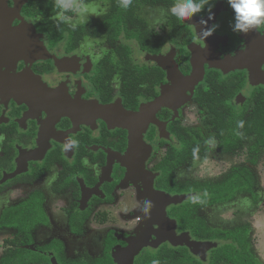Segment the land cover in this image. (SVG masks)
Masks as SVG:
<instances>
[{"label":"flooded vegetation","instance_id":"af4514ba","mask_svg":"<svg viewBox=\"0 0 264 264\" xmlns=\"http://www.w3.org/2000/svg\"><path fill=\"white\" fill-rule=\"evenodd\" d=\"M174 2L130 0L124 7L123 0H62L57 7L55 0H3L12 13L0 18V264H119V254L139 239L148 245L134 264H211L217 251V264H264V237L257 236L262 196L251 166L244 167L254 188L230 200L192 208L207 191L189 188L208 189L232 173L209 181L211 167L195 161L239 157L248 145L255 156V136L224 152L213 109L248 115L264 78L254 85L248 69L224 74L210 67L247 50L244 34L230 28L234 13L226 0H216L208 27H219L205 41L199 21L208 13L193 17L196 23H176L160 12ZM34 44L36 56L29 53ZM198 51L210 54L200 59L204 79L193 92L177 90L176 67L190 77ZM155 103L159 108L137 124L123 117ZM135 126L143 149L151 150L143 171L127 157ZM200 145L205 153L190 157ZM156 193L188 197L166 208L177 244L160 240L169 235L162 228L174 226L153 217L160 213ZM242 197L245 215L235 210ZM187 204L189 228L176 216ZM193 221L210 239L193 234ZM188 242L212 248L195 254Z\"/></svg>","mask_w":264,"mask_h":264},{"label":"water","instance_id":"95a60500","mask_svg":"<svg viewBox=\"0 0 264 264\" xmlns=\"http://www.w3.org/2000/svg\"><path fill=\"white\" fill-rule=\"evenodd\" d=\"M3 10V11H2ZM6 10V6L3 3V0H0V18L4 19L7 16H10V12L4 11ZM215 16V15H214ZM190 22L196 23L194 19H192ZM5 23H0L1 25ZM9 33H13V30H8ZM243 37L247 40V50L246 53L238 59H228L226 61H222L220 59L215 60L213 65L210 64V67L213 69H217L220 71H223L224 74H228L230 72H234L236 70H243L248 69L251 73V82L252 84L256 85L259 81V78H264V72L262 70V66L264 63V34H259L257 31H250L248 34H244ZM32 56L39 55L40 53V47L37 44H34L31 51H29ZM210 54H207V52H200L198 51L195 53V60H193V67L194 72L190 77L183 78L182 75L179 72V69L176 67V77L173 75V81L174 85L177 90H180L182 87L188 88L191 92L194 91L195 86H197L203 79H204V65L200 63V59L204 56L203 59H207ZM175 73V69L172 70V74ZM167 97V93L165 95ZM159 103H155L150 105L145 112L141 111L135 114H123L124 119L128 122L138 123L140 120V117H142L145 114L152 113L155 109L157 110L159 108ZM153 121V119H152ZM145 132V131H144ZM143 136L141 128L139 129L138 126H135L131 130V144L129 149V155L127 156L134 162L135 166H140L141 170H145V162L147 158L151 154V150L145 148L144 146ZM141 170H136V173L140 174ZM156 201L160 202L159 205H156L158 210H160V213L158 215L154 214L153 217H157L162 221V223H171L173 224V229H171L170 226L169 229L162 228V232H169L168 237H160V240L162 242L170 241L173 244V240L175 241V223L169 222L167 216H166V208L171 205H178L184 202L188 199L186 196H171L166 193H156L153 196ZM151 224V223H150ZM161 225V223H160ZM168 230V231H167ZM176 242V241H175ZM148 245V242L145 239H139L137 241H131L130 247L125 249L119 254V264H134L136 256L142 251L144 247ZM186 245L191 247L193 249V252L197 254L198 251L204 249H210L212 248V245L210 244H202L199 242H188ZM52 264H58L56 259H53Z\"/></svg>","mask_w":264,"mask_h":264},{"label":"trees","instance_id":"16d2710c","mask_svg":"<svg viewBox=\"0 0 264 264\" xmlns=\"http://www.w3.org/2000/svg\"><path fill=\"white\" fill-rule=\"evenodd\" d=\"M152 1H163L170 2L175 0H152ZM175 3V2H174ZM173 4V3H172ZM176 23L179 21L176 19ZM230 95H234L233 93ZM254 107L252 108V112L248 115H240L234 116L230 115L227 110L220 111L217 109H213L215 113V119L213 122L214 129L216 132V137L223 148L224 152L233 153L236 152L237 149H242L244 143L250 140V138L255 136V143L252 147H250V152L258 154L260 150L264 149V90L259 91L256 96L253 98ZM200 148L193 149L189 152L190 157H194L200 154L205 153V149L202 145ZM256 163V162H255ZM257 164V163H256ZM254 178L251 172L247 167L237 168L235 169L227 179L218 184L210 185L208 189L202 187V185L196 184L193 185L191 191L205 192V198H197L192 201L191 207L196 208L200 205L199 202H204L205 200L212 201H227L230 200L235 192H251L254 188ZM252 188V189H251ZM190 206L187 204L186 206L181 207L176 212V216L178 217L181 224L188 227L186 222V209ZM194 220H197L193 218ZM200 222V220H199ZM201 223V222H200ZM193 234L200 236V227L196 225L193 221ZM189 228V227H188ZM197 233V234H196ZM210 234L211 231L208 230ZM208 237L202 239H210ZM220 252H216L214 254V258L211 260V264H217L215 258L219 257ZM181 264H198L193 261H183ZM141 264V263H139Z\"/></svg>","mask_w":264,"mask_h":264},{"label":"clouds","instance_id":"9594fccd","mask_svg":"<svg viewBox=\"0 0 264 264\" xmlns=\"http://www.w3.org/2000/svg\"><path fill=\"white\" fill-rule=\"evenodd\" d=\"M129 2L130 0H123V6L127 7ZM226 2L234 13V22L230 24L233 33L246 35L250 31L259 32L264 28V0H226ZM55 3L57 7H63L62 0H55ZM215 3L216 0H175V3L167 9H161L160 12L180 21H190L197 14L206 11L207 20L201 18L199 24L203 27L198 33L199 37L205 41L219 27L218 24L208 27V20L214 19ZM58 17L63 18V12L58 13ZM72 26L75 27V25Z\"/></svg>","mask_w":264,"mask_h":264},{"label":"rangeland","instance_id":"374dc122","mask_svg":"<svg viewBox=\"0 0 264 264\" xmlns=\"http://www.w3.org/2000/svg\"><path fill=\"white\" fill-rule=\"evenodd\" d=\"M251 142H253V140H251ZM247 149H249V145L246 147V149L243 148V150L245 151H243L242 154L239 155V157L231 156L228 158L226 157L218 158V157H213L212 154H210L205 159L195 161L194 163L202 166L207 165L211 167L210 170L211 173L209 176L207 175L209 181L221 180L227 177L229 173L233 172L234 169L244 167L245 165L251 166L252 171L255 172L256 175L258 176L259 179L258 191L262 196V202L257 207V209L260 210L257 213L260 216L259 223L257 226V236L258 237L262 236L263 238L264 237V150L259 154L252 156L250 154L248 155V153L246 152ZM252 158L258 161L257 167L251 165L250 159ZM241 199L242 200L235 203V210L237 211L241 210L240 213H243L245 215L246 214L245 211L247 210V200L244 197H242ZM210 210L211 209L207 210V212L209 213Z\"/></svg>","mask_w":264,"mask_h":264}]
</instances>
